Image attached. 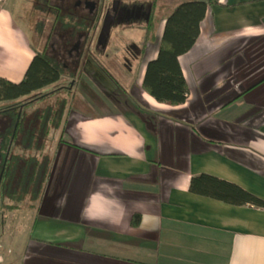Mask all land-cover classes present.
Instances as JSON below:
<instances>
[{"label": "crops", "instance_id": "obj_1", "mask_svg": "<svg viewBox=\"0 0 264 264\" xmlns=\"http://www.w3.org/2000/svg\"><path fill=\"white\" fill-rule=\"evenodd\" d=\"M56 1L0 3L2 77L23 79L33 45L55 57L50 44L55 8L68 4ZM111 2L93 0L91 12L82 7L97 20ZM136 2L150 12L149 1ZM161 25L137 83L133 73L124 86H98L89 58L79 107L70 110L59 137L52 129L45 136L55 139L43 147L50 156L44 185L41 179L36 184L40 166L31 168L32 186L42 188L35 192L31 232L23 248L4 246L2 262L264 264V207L190 191L192 177L205 173L264 199V77L249 86L240 75L252 55L264 56V0L208 4L195 45L180 56L190 93L182 105L161 103L141 86L147 62L158 54L165 20ZM101 27L100 14L96 34L88 37L95 56ZM140 31L144 36L138 26L123 32ZM112 38L102 48L114 47ZM25 117L16 141L25 133ZM0 121V143L13 139L15 126L7 134L9 116L1 114ZM13 144L2 153L20 156L23 139L18 149ZM135 215L141 217L137 225ZM10 221L4 213L1 226L6 230Z\"/></svg>", "mask_w": 264, "mask_h": 264}, {"label": "trees", "instance_id": "obj_2", "mask_svg": "<svg viewBox=\"0 0 264 264\" xmlns=\"http://www.w3.org/2000/svg\"><path fill=\"white\" fill-rule=\"evenodd\" d=\"M134 1L150 2L149 21L142 26H138L146 30L143 41L145 51L155 41L160 22L165 20L158 54L155 59L148 61L146 64L142 88L161 103L173 106L182 105L188 100L190 93L180 63V56L186 54L195 45L208 4L213 3L214 0H167V2H170L169 9L164 14L162 13L161 3L163 0ZM99 17L92 25H87L84 20L79 22L77 24L78 31H85L89 38L92 34L95 35ZM59 22H61L63 29L70 24L69 19L61 14L57 16L54 24ZM71 27L74 28L75 26L71 25ZM131 27L135 26L131 25L125 28ZM97 34H99V31ZM33 49L35 54L21 81L13 82L0 75V115H8L12 121V129L15 126L12 133V135L14 134L13 141L9 136L6 140L7 146L16 142L22 117H25L28 111L36 112L37 115H34L37 116L39 121H43L44 133L47 134L48 129H59L61 131L71 110V86L69 85L71 79L76 76L68 74L64 66L50 56L45 49L40 50L34 45ZM144 55L139 64L144 61ZM246 92H249V90ZM67 94H69L68 97ZM54 98H57L55 104L49 105L46 103L44 109L31 111L39 101L48 102V100ZM66 105L69 110H67ZM32 137L35 138L34 135ZM190 191L232 205L249 204L264 207V199L234 182L210 174L203 173L193 176L190 182ZM140 219V215H135L132 223L137 225Z\"/></svg>", "mask_w": 264, "mask_h": 264}, {"label": "rangeland", "instance_id": "obj_3", "mask_svg": "<svg viewBox=\"0 0 264 264\" xmlns=\"http://www.w3.org/2000/svg\"><path fill=\"white\" fill-rule=\"evenodd\" d=\"M121 2L123 3H127V4H131V3H135L136 1L134 0H121ZM162 13L164 14L166 12L167 9H169L168 5L170 4V2L167 0H163L162 2ZM110 5V4H108ZM27 10H30V6H25ZM72 7V5L70 6ZM145 8H148L145 7ZM73 12H75L76 14H84L85 16H88V12H84V10L80 11V10H75L72 9ZM87 14V15H86ZM162 15V14H161ZM26 20L23 21H27V18H25ZM134 23V22H133ZM135 25H138L137 22L134 23ZM117 24H115L114 26H112L111 28V37H113L112 39L117 40L118 44H121L119 41H121V38L123 39V44L126 46L128 43L131 42V40H134L135 42L139 41L142 39V32H133L132 34L127 33L124 34V32L122 31V34L120 33L119 36H117L118 32L116 30H118L119 32H121L120 29H117ZM35 26V24H34ZM161 22L158 26V31L160 33L161 30ZM131 36V37H129ZM135 36V37H134ZM136 39V40H135ZM130 40V41H129ZM157 40V34H156V39L154 42H152V44L150 45L151 47L155 48V44ZM35 43H38L37 40H35ZM160 44V43H159ZM108 46L107 50L105 51L104 56V61L105 63L107 62V58L106 57H112L113 55L116 57L120 56L122 57V54L119 53V55H116L118 52H116V44L114 45V47L110 48ZM118 50V49H117ZM114 52V53H113ZM110 53H113V55H111ZM108 54V55H107ZM262 54H255L252 55L250 58V63L248 64L247 68H244L241 72V76L244 77L243 82L244 83H249L252 84L254 81H257L261 74H264V56H261ZM113 56V57H114ZM143 63L137 65V67L135 66V76H136V83L138 81V79L141 76L142 73V68H143ZM90 64L92 65L91 68L92 71L95 72V70H99V67L94 63V62H89V66ZM107 64L110 66V63L107 62ZM117 79L120 80L121 83H125V81L122 79L124 78V76H121L122 74H118V72L114 71V69L110 66L108 68ZM260 69V70H258ZM75 78H78V76H76ZM90 78V77H89ZM81 83H84V78L81 79ZM128 81V80H127ZM131 81V80H130ZM143 82V81H142ZM96 83L98 84V86H118V84L112 80V78L105 72L101 71V75L99 77H97ZM142 86V85H141ZM80 87L79 86H75L74 89L71 91L70 94V102H71V110H76L79 107V102L78 100L80 99ZM69 94H67L66 96L68 97ZM63 96V94H62ZM62 98V97H60ZM57 102V98H54L52 100H48L44 101V102H38L35 107H33V109L31 111H37L39 109H44L46 107L47 104L52 105L55 104ZM47 103V104H46ZM58 106V104H57ZM67 110H69V108L66 105ZM41 112V111H39ZM34 114H36V112H29L26 113V116L24 118V132L20 134L19 136V140L16 141L13 145V150L15 148L18 149L19 143H22V139L24 140L23 144V149H22V153L21 155L18 157V161L16 162V166L13 168L11 164H9L8 167V173L6 175V179H8V190L5 189H1V195H0V207L3 211V213H6L7 216H11V224H9L8 228L5 230L4 226L0 225V232H4L5 233L1 236L0 233V264H6L5 262L1 261V257L3 256V254L5 255V250L6 248L4 246L7 247H11L14 250H16V248H23L25 245V241L28 238V234H30L31 232V218L33 215V211L35 208V203L34 201L37 199V193L35 194L36 190L39 188L38 185L32 186L31 184V168L35 167V165L40 166V171L41 174L39 175V179L36 181V184L39 183L40 179L42 180V185H44V181L47 177V172H45V175H43L44 171H47L48 169V163H50V156L47 154L49 152V150H46L48 148V146L46 148V142L47 143H52V141H54V137L51 138H47L45 139V136L47 135L46 133H44L45 129H43L44 123L43 121H39L37 116H35ZM41 114V113H39ZM38 114V115H39ZM37 115V114H36ZM47 123V122H46ZM1 124V121H0ZM46 126V125H45ZM39 128V130H37ZM59 129L56 130V133H52V136L55 135V137H59L61 135V132L59 131ZM55 131V130H54ZM12 133V123L7 127V134ZM32 135L35 136V138L32 137ZM3 134H0V137H2ZM24 136V137H23ZM51 136V134H50ZM23 137V138H22ZM58 140V138H57ZM11 141H13V139H11ZM46 141V142H45ZM45 143V144H44ZM3 144L2 147H0V152L6 151L7 149V144H6V140H3ZM18 144V145H17ZM30 144V145H29ZM43 144V145H42ZM31 154H28V152ZM43 151L45 152L43 154ZM40 160V161H39ZM15 165V163H14ZM13 169V170H12ZM12 170V171H11ZM44 176V178H43ZM42 177V178H41ZM7 182V181H6ZM42 190V188H39ZM38 189V190H39ZM40 190V192H41ZM33 193V194H32ZM19 217V219H18ZM21 222H23L21 224ZM20 232H23L24 235H19ZM24 245V246H23ZM12 260V259H11ZM16 263V261H12L9 262L7 264H14Z\"/></svg>", "mask_w": 264, "mask_h": 264}, {"label": "flooded vegetation", "instance_id": "obj_4", "mask_svg": "<svg viewBox=\"0 0 264 264\" xmlns=\"http://www.w3.org/2000/svg\"><path fill=\"white\" fill-rule=\"evenodd\" d=\"M114 1L115 0H112L110 5H106L102 11L101 9L100 11H98V15L101 14L102 16V24L107 12L110 13L108 21L112 24V26L117 24V29H120L121 31L129 29L125 28L127 26H142L149 21L150 12L146 10L144 4H141L139 2L131 4L120 2L114 8ZM57 2L58 0L56 1V3ZM92 2L93 0H68V6H61V4L56 6V12L54 13L55 18H57V16L61 14L62 16L67 17L69 19L70 24L65 29L61 27V22H59L58 24H53V34L51 35L50 44L53 50V54L55 56L54 58L62 66H64V69L68 72V74L78 76V78L71 79L69 86H87L85 82L81 83V79H83L82 74L89 58L93 59V62L99 67V70H95L96 76H94V78L96 80L97 77L101 75L102 71L107 73L112 78V80L115 81L119 86H124V84L121 83L120 80L117 79L108 68L111 66L115 72L117 71L118 74H122L121 76H124V78L122 79L125 82L129 80V78H132L133 73H135V66L137 67V65L140 63L143 54H145L144 57L147 56L149 50L148 48L145 51L143 44L146 30L144 28H141L144 30L143 38L137 42L131 40V42L128 43L126 46L122 42L124 38H121V41H119L121 44H118L117 42L115 50L116 52H118L116 55H119V53H121L122 57H115L113 54L110 53L114 57H106L108 59L107 62L110 63L109 66L107 62L105 63V61L103 60V55L105 54L106 48H102L103 45L99 44L98 41H96L98 53L95 56V54L90 51L91 46L88 45V34L85 33V31H78L79 27L77 26V24H79V22L84 20L87 25H92L94 24V22H96V18L92 17L93 14L85 16L83 13L76 14L72 11V9H75L76 11L80 9V11H82L83 4L88 5L89 7H94L95 5H91ZM78 4H81L80 8L76 7V5ZM71 5L72 7H70ZM92 7L90 12L93 10ZM133 22H137L138 25H135ZM71 25H74L75 27L72 28ZM85 38L86 42H84ZM263 77L264 76L260 77L258 80H261V78ZM257 81H254L252 84L255 85ZM254 85L249 84V86ZM2 145H4L3 140H1L0 147H2ZM9 147H11V145ZM18 157L19 156L15 155H12L10 157L9 152L7 154H3L2 152H0V195L2 188H6L5 190H8V179H6V175L8 173L7 168L9 167V164H11L12 167H15L17 165L16 162L18 161ZM3 216L4 213L0 207V225Z\"/></svg>", "mask_w": 264, "mask_h": 264}, {"label": "water", "instance_id": "obj_5", "mask_svg": "<svg viewBox=\"0 0 264 264\" xmlns=\"http://www.w3.org/2000/svg\"><path fill=\"white\" fill-rule=\"evenodd\" d=\"M120 2H121V0H115L114 3H113L114 8ZM109 17H110V13L107 12L106 15H105V18H104V21H103L99 36H98V43L102 44L103 46L106 45V43H107V41H108V39L110 37V34H111L112 24L108 21Z\"/></svg>", "mask_w": 264, "mask_h": 264}, {"label": "built area", "instance_id": "obj_6", "mask_svg": "<svg viewBox=\"0 0 264 264\" xmlns=\"http://www.w3.org/2000/svg\"><path fill=\"white\" fill-rule=\"evenodd\" d=\"M6 0H0V3H4Z\"/></svg>", "mask_w": 264, "mask_h": 264}]
</instances>
